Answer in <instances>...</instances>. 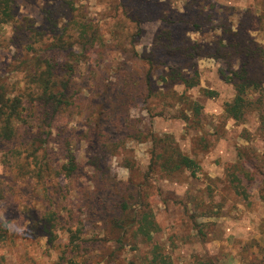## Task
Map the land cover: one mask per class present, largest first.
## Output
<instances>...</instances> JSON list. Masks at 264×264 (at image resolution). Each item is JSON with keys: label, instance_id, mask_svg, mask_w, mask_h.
Returning a JSON list of instances; mask_svg holds the SVG:
<instances>
[{"label": "rangeland", "instance_id": "374dc122", "mask_svg": "<svg viewBox=\"0 0 264 264\" xmlns=\"http://www.w3.org/2000/svg\"><path fill=\"white\" fill-rule=\"evenodd\" d=\"M231 1L239 12L259 2ZM186 2L12 0L13 20L0 26V86L11 96L34 95L38 70H64L53 80L73 104L53 122L46 145L56 152L71 139L78 170L58 214L85 224L88 243L77 257L89 264H147L153 246L173 264H264V124L257 109L240 121L225 116L234 90L221 79L220 61L162 52L168 32L178 44L209 39L194 28ZM249 36L264 44V30ZM120 105L127 107L122 120L115 116ZM24 113L35 128L30 107ZM8 148L0 143V222L19 219L23 227L5 231L0 264H64L67 235L58 234L56 249L28 247L44 236L49 202L41 192L16 194L26 177L1 165ZM178 155L197 163L194 176L174 170ZM124 200L130 212L119 215L115 206ZM88 211L93 218L86 221ZM143 211L157 226L149 243L128 223Z\"/></svg>", "mask_w": 264, "mask_h": 264}, {"label": "trees", "instance_id": "16d2710c", "mask_svg": "<svg viewBox=\"0 0 264 264\" xmlns=\"http://www.w3.org/2000/svg\"><path fill=\"white\" fill-rule=\"evenodd\" d=\"M200 1L189 0L184 8H188V11L193 14L196 21L193 26L196 31H200V34H207L209 39L198 43L187 40L184 44H178L173 42L171 33L168 32L169 36L159 42L163 47L162 52L169 57L181 56L187 52L220 61L223 64L219 70L221 79L226 84L231 85L234 90L232 100L225 104V116L228 119L240 121L249 109H257L261 124H264V89L262 87L264 44L256 43L249 36L251 32L258 33L264 30V0H259L256 8L245 6L242 12H239L231 0H226V2H224L225 0H203L202 5ZM12 11V0H0V26L13 20ZM236 14L240 15V19L235 24L234 17ZM167 19L170 20L168 16ZM244 24L247 28L241 31L240 27ZM234 26L236 28H233ZM45 68L33 74V85L36 92L34 95L28 96L26 100H23L21 94V96H11L3 85L0 86V143L10 147L5 152L3 151L1 165L14 175L18 172L19 174L17 173L15 176L22 177V180L26 177L23 190L20 189L16 194L29 191L31 197L35 195L36 198L37 193L41 192L46 201L49 202L41 219V231L46 236L48 245L49 243L52 244L58 234L67 235L65 249L59 256L61 263L89 264V260L81 256H79L80 262L75 260L79 258L77 257L78 252L85 249L86 246L84 245L88 243L85 224L81 220H77L75 223L73 216H69L71 222L68 223L64 217L58 214L61 193L73 191L69 185L74 181L78 170L71 139L64 138V142L59 144L56 152L47 149L46 145L52 135L53 122L59 115L61 117L64 113L68 115L69 107L73 103L66 94L67 89L62 87L58 90L56 82L53 80L57 71L64 70H57L55 66ZM207 95L210 96L213 93L210 92ZM125 105H128V101L125 102ZM29 107L39 122L35 128L31 127L27 119L28 115L24 113ZM199 109L197 104H193L194 113H198ZM125 111L127 112V107L123 108L120 105L115 116L122 120L127 115ZM44 124L48 128L47 131L44 130ZM50 156L61 159L62 165L58 166L50 159ZM177 169L189 171L194 176L199 167L191 158L178 155L174 170ZM57 178H61V184H56L58 183L55 181ZM63 181L67 182V186H62ZM11 192H16L15 188H12ZM27 200H34L39 203L34 198ZM70 203L72 207H75L73 201ZM43 207L45 206L43 205ZM115 207L119 215L130 212L127 200ZM28 210L32 211L33 209ZM85 214L86 221L93 218L90 215L91 212L88 211ZM130 221L128 223H130V227L134 228V234L141 237L144 242L149 243L152 239V233L157 230L152 214L143 211L138 219L132 218ZM123 229L124 232L127 231L126 227ZM4 241H6L5 230L0 232V244ZM51 247L56 249L58 246L52 244ZM147 264L173 263L168 256L161 254L158 248L153 246L152 256Z\"/></svg>", "mask_w": 264, "mask_h": 264}, {"label": "clouds", "instance_id": "9594fccd", "mask_svg": "<svg viewBox=\"0 0 264 264\" xmlns=\"http://www.w3.org/2000/svg\"><path fill=\"white\" fill-rule=\"evenodd\" d=\"M0 227H2L5 231L11 234H16L20 231V228L23 227V223H21L19 219H16L15 222L4 221V222H0ZM28 247L34 249H42L44 247H49L46 236H41L39 242L33 245H28Z\"/></svg>", "mask_w": 264, "mask_h": 264}, {"label": "crops", "instance_id": "0c3cea01", "mask_svg": "<svg viewBox=\"0 0 264 264\" xmlns=\"http://www.w3.org/2000/svg\"><path fill=\"white\" fill-rule=\"evenodd\" d=\"M230 120H232V119H230ZM234 121V120H233Z\"/></svg>", "mask_w": 264, "mask_h": 264}]
</instances>
